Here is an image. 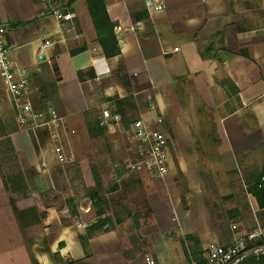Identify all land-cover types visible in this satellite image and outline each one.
Masks as SVG:
<instances>
[{
	"label": "crops",
	"instance_id": "obj_1",
	"mask_svg": "<svg viewBox=\"0 0 264 264\" xmlns=\"http://www.w3.org/2000/svg\"><path fill=\"white\" fill-rule=\"evenodd\" d=\"M105 2L120 39L121 53L112 58L98 45L83 0L65 9L71 21L62 25L38 0H0L10 58L29 71V101L65 118L60 142L66 148L76 135L72 130L106 142L85 154L77 149L71 163L57 162L55 141L45 130L19 126L0 76V119L7 124L0 137V220L9 232L0 235L4 264H17L9 253L14 251L23 264H56L55 254L64 263L145 264L147 254L128 242L122 222L86 244L81 240L88 228L113 215L105 208L98 216L93 208V168L102 187L120 186L109 132L99 126L102 136L92 133L99 123L94 114L103 106L123 119L125 108L149 124L157 117L159 129L168 124L164 133L176 158L171 165L197 172L189 188H199L198 194L205 181L200 171L214 188L188 212H179L170 198L160 205L147 193L156 231L174 229L204 248L229 246L256 228L264 233V190L256 187L264 176V0H167L160 15H149L142 0ZM45 40L55 45L42 48ZM79 48L85 49L71 55ZM173 245L162 261L185 264L181 243Z\"/></svg>",
	"mask_w": 264,
	"mask_h": 264
},
{
	"label": "rangeland",
	"instance_id": "obj_2",
	"mask_svg": "<svg viewBox=\"0 0 264 264\" xmlns=\"http://www.w3.org/2000/svg\"><path fill=\"white\" fill-rule=\"evenodd\" d=\"M84 4L87 7L85 1H84ZM57 7L65 10L66 3H62L58 5ZM70 7H67V8H70ZM75 26L77 29L78 24L75 23ZM150 104L147 103V106L150 109H152L153 106H151ZM119 107L122 108V105H120ZM125 109H127L129 112H128V115H126L124 119L122 118V124H121L120 129L114 132L108 133L110 134V137H111V139L107 140L108 144L113 146L112 148L115 147L117 151L116 156L111 161V164L114 165V168H115V164H119V167L115 168L114 170L116 169L118 170L119 174L117 175L120 177L118 178L116 177L117 180L115 181L120 182L119 183L120 186H118V184L117 185L113 184L112 186L110 185L108 187L100 186V188H98V191H97L98 200L96 201V204H97L96 210L107 208L109 209V212L113 214L111 217H109L110 220L108 219L109 221L104 223V226L101 232H103L104 230L110 229L112 227H115V222L124 223L121 227V230L126 234L125 236L128 238V242L131 241L135 245H138L140 249L141 248L144 249V252L146 254L153 256L159 262L166 259V257L170 254V252L173 251L174 249L173 243L180 242L182 251H183V254L186 260L185 264H188L190 261L194 260L197 253H199L200 251L201 252L203 251L204 246L202 245L195 246V242L187 239V237L190 235L182 234L180 235V237L177 236V233L175 232L176 230L174 229H171V232L169 229V231H167L165 234H162L161 231H156L154 228V223H153L154 212L151 208H149L147 204V199H146L147 193L150 195V198L152 200L159 202L160 205L164 204L162 203L163 199L170 198L178 206L179 212L180 211L188 212L189 210H191L192 206H196V205L199 206L198 202L201 201L199 199H202L204 195L206 194V192L211 197L212 191L214 188L213 186H206V182H210L208 180L209 177H207L206 171L198 172V174L202 176L203 181L205 180L203 182L204 186L203 185L201 186L204 188L203 190L204 192L203 193L200 192L199 194L196 192L197 190H199V188L193 189V190L189 188V184L191 182L197 183V178H198L197 172H194V171L193 172L186 171L184 173L180 171L179 169L174 168L171 165V170L169 174L162 179L151 178L147 174H144V173L128 172L125 169V161L128 159V147H129L128 139L131 134L130 127H131V124L135 120H138L140 118L135 114V110H133V108H125ZM94 119L95 121L99 120V113L98 114L96 113V115L94 114ZM157 119H158L157 117L154 118L153 124H149L148 122L146 123L149 124L151 128L153 129L160 130L162 132H165V131L169 132L167 128L168 124L165 125V124L160 123L162 129L161 128L159 129ZM96 124L97 123H95V125ZM6 125L7 124H4L0 119V137L7 133ZM99 126L100 125L98 123L97 127L95 126L92 127V133H94L96 137L102 136L101 134H99L100 133ZM75 134L76 135L74 136V138L72 139L70 138L69 140L70 147L68 145V148H66L68 152L70 151L71 153H73L74 161L76 159L77 149L83 150V154H85L84 152L88 148L89 149L90 147L98 148V146H102L101 145L102 143H106L104 141V138L102 137L96 138V140H93L94 142H91L90 139L87 140L81 137L79 133L77 134L76 132ZM99 142L100 143L102 142V143L100 144ZM94 143L95 145H93ZM172 147H173L172 140L171 141L169 140V148H168L169 149V159L171 163H172V160L174 163L176 158L173 155ZM93 150H95V148H93ZM115 181L113 180L112 182H115ZM100 182H101V179H100ZM214 192L217 193L216 191ZM192 193H195V194H192ZM200 204L205 209L206 203L202 202ZM221 204L222 203L219 202L214 205L221 206ZM163 210L165 211L164 214H167L170 209H168L165 206ZM181 222L184 227L186 226L188 227V219L182 218ZM11 226L13 225L11 224ZM5 228L7 227H5V225H3V223H1V220H0V235L4 233H7V234L9 233L5 230ZM163 235H165V239H163ZM169 243H172V244H170V247L167 248V245ZM3 253L4 252L0 251V264H4ZM9 253L13 254V262H16L17 264H23L22 262L19 261V255H18L19 251H16V252L14 251V252H9ZM162 262L163 264H181L180 262H177L175 258H173L172 263L171 261L168 262L167 260L162 261ZM8 263H9V260L7 261V264Z\"/></svg>",
	"mask_w": 264,
	"mask_h": 264
},
{
	"label": "built area",
	"instance_id": "obj_3",
	"mask_svg": "<svg viewBox=\"0 0 264 264\" xmlns=\"http://www.w3.org/2000/svg\"><path fill=\"white\" fill-rule=\"evenodd\" d=\"M51 12L52 16L64 24L71 21V16L65 10L55 7L52 0H38ZM167 0H142L143 6L149 15H160L166 10ZM72 25L67 29L71 32ZM117 31V28L116 30ZM7 30L0 24V76L11 98L17 114V121L22 129L45 130L53 138L55 144L51 152L55 160L66 164L74 161V155L66 150L60 142L67 123L53 108L38 110L28 99L30 89L29 71L16 66L10 58V47L5 42ZM264 33V28H263ZM55 45L53 40H45L42 48H51ZM122 124L120 115L113 113L103 106L99 110V125L111 133L119 130ZM131 134L128 139V159L125 161V169L131 173H144L151 178L162 179L171 170L169 159V139L160 130L151 128L144 120L138 119L131 124ZM75 134L74 130L70 131ZM119 164H115V168ZM119 169V168H118ZM264 176L257 184L261 188ZM258 242H260L259 245ZM264 256V233L256 228L240 237L229 246H221L210 243L202 251L199 260H192L188 264H240L249 257L260 258ZM145 264H161L153 256L145 255Z\"/></svg>",
	"mask_w": 264,
	"mask_h": 264
},
{
	"label": "trees",
	"instance_id": "obj_4",
	"mask_svg": "<svg viewBox=\"0 0 264 264\" xmlns=\"http://www.w3.org/2000/svg\"><path fill=\"white\" fill-rule=\"evenodd\" d=\"M79 0H54L52 3L54 4L55 7L62 3H66V8L70 7L74 3H76ZM87 9L89 12V15L92 19L96 34H97V43L101 47L103 54L106 58H112L121 53L119 43L120 39L116 36V23L113 22L108 14L107 7H106V2L105 0H84ZM62 7V6H61ZM49 11V10H48ZM50 12V11H49ZM85 48H79L75 51H71V55H75L79 52H82ZM52 90V89H51ZM54 93V91H52ZM53 93L50 92L52 95ZM94 176H95V181H96V187L89 190V196L91 200L93 201V208L96 210L97 209V204L96 201L98 200V188L101 186L100 179L96 175V172L93 168ZM258 188V186L256 185ZM259 190H264V183ZM98 216H101L103 214L102 210H96L95 211ZM108 219H104V221L96 224L93 227H90L87 229V234L85 237H82L81 240L83 244H86L87 239L91 236H94L95 234L99 233L102 231V228L104 226V223L108 222ZM112 228L104 230L103 232H109L111 231ZM188 240H191L195 242V246L200 245L199 240L193 236H188ZM260 242H258L257 245H259ZM202 252L200 251L199 253L196 254L194 260H199L201 258ZM54 259L56 264H74L73 262L71 263H64L62 259H60L58 254L54 255ZM240 264H264V256L260 258L256 257H249L245 261H243Z\"/></svg>",
	"mask_w": 264,
	"mask_h": 264
},
{
	"label": "water",
	"instance_id": "obj_5",
	"mask_svg": "<svg viewBox=\"0 0 264 264\" xmlns=\"http://www.w3.org/2000/svg\"><path fill=\"white\" fill-rule=\"evenodd\" d=\"M42 60H44V58H42Z\"/></svg>",
	"mask_w": 264,
	"mask_h": 264
}]
</instances>
